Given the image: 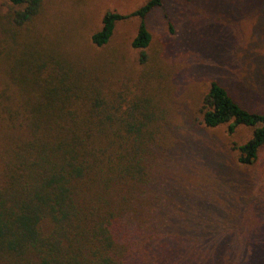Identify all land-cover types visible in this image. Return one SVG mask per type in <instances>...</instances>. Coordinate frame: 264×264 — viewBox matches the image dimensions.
Masks as SVG:
<instances>
[{
	"label": "trees",
	"instance_id": "16d2710c",
	"mask_svg": "<svg viewBox=\"0 0 264 264\" xmlns=\"http://www.w3.org/2000/svg\"><path fill=\"white\" fill-rule=\"evenodd\" d=\"M9 1L22 6L12 16L16 27L28 23L42 5V0ZM161 3L147 0L129 13L106 11L100 29L90 36L92 43L106 44L117 22L137 17L131 46L138 49L139 63L154 68L146 52L151 42L146 18ZM94 70L76 68L55 50H20L13 59V77L25 82L24 96L18 109L6 114L28 135L7 156L0 183V264H201L207 253L215 258L210 264H224L221 259L234 251L223 236L203 245L185 244L187 239L180 238L167 244H140L124 232L125 219L163 185L158 181L163 174L155 168L167 153L173 159L172 150L181 145L159 142L168 111L148 91L152 70L146 69L135 82L122 79L119 88ZM200 113L207 128L227 124L232 133L239 125L253 127L245 142H232L234 161L202 143L206 150H197L196 157L214 174L216 165L230 177L238 166L257 160L264 145L263 112L243 107L212 80ZM201 202L198 209L208 223L217 220ZM199 220L192 227L199 229L192 230L194 235L195 230L203 239L219 235L208 228L211 223L201 227ZM183 234L175 231V237Z\"/></svg>",
	"mask_w": 264,
	"mask_h": 264
},
{
	"label": "rangeland",
	"instance_id": "374dc122",
	"mask_svg": "<svg viewBox=\"0 0 264 264\" xmlns=\"http://www.w3.org/2000/svg\"><path fill=\"white\" fill-rule=\"evenodd\" d=\"M145 1L42 0L39 12L16 27L12 16L22 6L0 0V183L7 156L28 135L6 114L18 109L24 96L25 82L12 73L20 50H55L80 70L95 69L114 88L120 87L122 79L135 82L152 70L148 91L168 111L159 142L181 146L172 150L173 159L167 153L155 168L163 174L158 180L163 185L125 219L124 232L140 244H167L177 238L187 239L185 244H206L223 236L234 253L220 263L264 264V145L253 164L238 166L230 177L218 165L214 174L196 157L197 150H206L205 142L226 154L228 162L234 161L232 142H245L253 131L251 126L239 125L229 133L227 124L213 128L201 124L202 97L210 81H218L243 107L264 113V0H162L146 18L151 34L146 52L154 68L139 63L138 49L131 46L137 17L117 22L106 44L92 43L90 36L100 29L106 11L129 13ZM198 201L217 220L208 223ZM186 214L190 218L180 220ZM198 220L201 227L211 223L208 228L219 235L198 237L199 229L192 228ZM193 229H197L195 235ZM176 230H182L184 237H175ZM204 256L201 264L215 259L209 253Z\"/></svg>",
	"mask_w": 264,
	"mask_h": 264
}]
</instances>
